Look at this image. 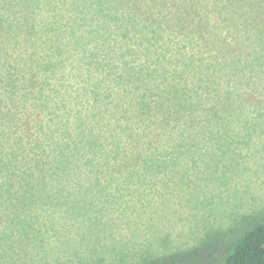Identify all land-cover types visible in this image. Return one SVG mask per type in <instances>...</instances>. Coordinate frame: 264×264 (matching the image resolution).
<instances>
[{"label": "rangeland", "instance_id": "374dc122", "mask_svg": "<svg viewBox=\"0 0 264 264\" xmlns=\"http://www.w3.org/2000/svg\"><path fill=\"white\" fill-rule=\"evenodd\" d=\"M87 1L0 0V264L220 255L264 220V0Z\"/></svg>", "mask_w": 264, "mask_h": 264}, {"label": "trees", "instance_id": "16d2710c", "mask_svg": "<svg viewBox=\"0 0 264 264\" xmlns=\"http://www.w3.org/2000/svg\"><path fill=\"white\" fill-rule=\"evenodd\" d=\"M123 2H129V0H88L85 4H87V7L89 6L92 8V10L94 9L95 14L97 13L98 15H101L100 17H103L101 18L104 20L102 22L104 23L103 26H106V24H109L110 26L115 24L118 26V29L119 27L123 29H119L123 35H127L130 32L137 31V29L140 30L141 21H139V19L137 21V18H139L137 13L129 10L127 11L126 8L123 7ZM136 2L137 0H133V4H136ZM122 9L126 10L127 13L132 14V17L124 19L126 17L124 14L118 15L116 13ZM133 15H135V17ZM116 20L119 22L117 23ZM143 26L147 27L148 24L143 22ZM129 105L133 109L138 108L133 106L134 101L129 103ZM123 109L131 110L129 107H124ZM120 110L121 108H118L116 112H119ZM98 112H102V110H98ZM98 112L94 111L93 116H96ZM130 126L132 129L133 125L120 124V126H115L114 130L116 131V128L118 127L123 130H125V127H128V130H130ZM120 141L121 140L118 139L116 145H119ZM202 252L203 250L199 247L187 253L170 255L149 261L145 264H181L183 262L186 264H190L191 262L195 264H264V220L246 230L234 245L230 246L227 250H224L220 255L214 257L212 253L202 254ZM201 255H204L203 260L198 259Z\"/></svg>", "mask_w": 264, "mask_h": 264}]
</instances>
